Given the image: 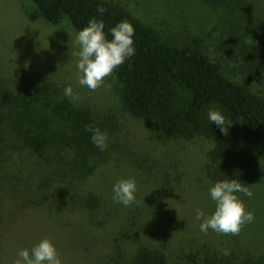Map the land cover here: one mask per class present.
<instances>
[{"label":"rangeland","instance_id":"obj_1","mask_svg":"<svg viewBox=\"0 0 264 264\" xmlns=\"http://www.w3.org/2000/svg\"><path fill=\"white\" fill-rule=\"evenodd\" d=\"M106 1L121 5L177 45L199 46L221 65L227 79L264 97V0ZM36 13L28 0H0V82L13 87L27 77L52 83L63 95L71 86L78 99L64 96L107 134L108 153L101 154L106 159L80 189L75 187L81 197L83 192L94 195L97 204L53 196L25 209L11 189L25 165L12 155L0 173L6 181L0 182V264H13L20 250L30 251L45 238L56 247L62 264H133L140 243L161 250L169 264H208L214 259L264 264V158L256 155L258 179L249 188L253 195L236 194L245 210L254 213L253 222L239 235L211 229L202 233L196 210L210 216L216 207L209 195L213 184L204 172L213 141L168 140L155 123L133 117L123 106L114 74L96 91L80 86L74 55L78 32L67 17L57 25L40 16L31 21ZM30 157L22 160L30 162ZM129 178L136 182V202L124 206L113 200V186Z\"/></svg>","mask_w":264,"mask_h":264},{"label":"trees","instance_id":"obj_2","mask_svg":"<svg viewBox=\"0 0 264 264\" xmlns=\"http://www.w3.org/2000/svg\"><path fill=\"white\" fill-rule=\"evenodd\" d=\"M28 1L37 12L31 21L40 16L57 25L67 17L79 32L96 18L103 21L108 40L119 22H130L136 53L113 72L121 85L124 108L133 117L155 123L168 140L211 139L204 172L213 185L236 179L249 189L257 182L256 155L264 158V97L227 79L221 65L211 61L199 46H180L163 38L117 3ZM98 7L106 9L102 16ZM210 110L225 117L227 135L209 120ZM84 114L52 83L27 77L16 80L13 87L0 82V173L7 170L12 155L25 165L19 172L17 166L11 186L22 208L41 206L53 196L91 206L98 203L91 193L83 192L81 197L75 190L106 159L101 154L108 153L93 144L86 127H98ZM25 156H31L30 162L22 160ZM4 176L9 178L8 173ZM4 180L1 175L2 184ZM131 260L133 264H169L161 250L141 243ZM207 262L232 264L220 259Z\"/></svg>","mask_w":264,"mask_h":264},{"label":"clouds","instance_id":"obj_3","mask_svg":"<svg viewBox=\"0 0 264 264\" xmlns=\"http://www.w3.org/2000/svg\"><path fill=\"white\" fill-rule=\"evenodd\" d=\"M97 11L102 16L106 9L98 7ZM104 27L102 20L92 18L89 20L88 26L78 32L75 41L79 46V51L74 53L78 57V83L90 91H96L105 86V79L136 53L133 39L135 30L130 22L123 20L113 27L111 40L107 39L103 31ZM108 86L110 87V85ZM64 95L72 101L78 99V95L73 92L71 86L65 88ZM208 118L220 128L221 132L227 135L228 131L223 127L225 117L220 111L210 110ZM86 131L92 133L91 139L97 148L102 151L107 149L108 137L106 133L91 125L86 127ZM136 190L134 179H121L113 186V200L124 206H129L136 202L134 195ZM235 193H243L248 197L253 195L236 179L216 182L209 188V195L216 207L210 216H205L200 209L196 210L195 219L202 221L199 225L202 233L207 234L211 229L217 234L239 235L244 225L253 222L254 213L245 210L243 202ZM223 254L227 256L229 252L225 250ZM13 264H62V260L54 244L45 238L30 251L28 249L20 250L18 258L13 261Z\"/></svg>","mask_w":264,"mask_h":264}]
</instances>
